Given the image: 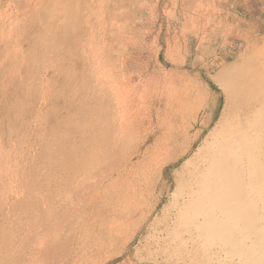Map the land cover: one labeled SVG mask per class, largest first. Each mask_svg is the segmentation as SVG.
<instances>
[{
    "label": "bare ground",
    "instance_id": "6f19581e",
    "mask_svg": "<svg viewBox=\"0 0 264 264\" xmlns=\"http://www.w3.org/2000/svg\"><path fill=\"white\" fill-rule=\"evenodd\" d=\"M11 10L13 16L6 24L0 20V43L8 29L14 31L15 43L13 50L0 52V264L12 261L18 239L32 241L37 234L47 235L55 225L56 209L72 207L78 196L106 178L116 157L128 153L133 132V120L125 117L131 107L120 93H106L102 102L98 79L105 76L94 68L91 84L84 82L88 75L82 61L102 47L98 40L102 30L95 20L80 27L78 19L67 15L74 7L54 0L29 2L25 16L18 13L22 10L18 2ZM248 63L233 69H248L252 61ZM235 74L231 77L237 78L239 72ZM220 76L213 78L219 82ZM256 76L247 80L253 79V85L248 82L250 94L257 89ZM230 78L232 85L235 79ZM222 83L224 104L215 120L210 111L201 121L203 128L207 126L204 134L198 130L189 140L183 136L175 151L163 138L140 166L141 186L154 189L159 183L156 168L185 156L172 173L174 184L159 210L163 214L172 209L156 233L159 248L161 241L172 244L164 254L174 264L194 260L197 251L216 236L229 240L232 228L242 226L245 210L256 204L264 188V109L247 96L237 97L248 91L238 89L246 81L236 86L238 90ZM258 91L261 88L255 96ZM194 94L200 107L206 96L198 90ZM89 156L100 159L96 169L103 172L93 184L86 183V172L78 173L75 167ZM144 194L143 205L148 203V193Z\"/></svg>",
    "mask_w": 264,
    "mask_h": 264
},
{
    "label": "rangeland",
    "instance_id": "374dc122",
    "mask_svg": "<svg viewBox=\"0 0 264 264\" xmlns=\"http://www.w3.org/2000/svg\"><path fill=\"white\" fill-rule=\"evenodd\" d=\"M31 1L0 0L2 23L11 14L13 16L11 8L17 2L22 8L18 13L25 16L28 12L26 6ZM54 1L74 7L75 10L67 15L78 19V26L85 28L93 19L97 29L102 30L98 32L99 43L102 41L101 51L82 61L88 75L84 82L87 86L91 84V71L95 68L105 76L98 79L101 82L98 90L103 93L102 102L107 100L106 93L115 96L120 93L126 99L131 107L125 117L127 121L133 120L132 138L128 153L116 157V165L111 166L113 168L106 172L107 177L98 185L93 183L103 173L96 169L100 159L89 156L77 162L76 170L78 173L86 172L84 180L93 186L75 201L73 196H67L66 199L75 204L62 212L55 210V225L51 232L45 236L37 234L32 241L18 239V250L12 255L14 258L4 264H174V261L165 260L164 254L167 246L172 244L169 240L161 241L162 248H159L156 233L157 228L164 226V219L172 209L163 214L159 210L174 184L172 173L185 156L178 160L169 159L156 168L159 183L154 189L141 186L140 166L150 159L161 139L165 138L167 147L175 151L183 136L189 140L196 131L202 133L207 130L201 121L209 110L206 102L210 100L209 90L219 94L211 105L212 120H215L224 104V93L219 86L222 80L225 83L222 84L230 85L231 90H241L242 87L248 90V82L249 85L253 83V79L247 81L248 78L258 73L255 79L259 80L258 84L264 83V37H260L264 26V0ZM200 46L214 51L210 57L220 64H198L192 72L198 75L199 81L191 83L187 77V72L191 71L188 64L173 63ZM5 48H10L9 51L15 48L14 31L10 29L0 43V52ZM19 50L18 43V53ZM159 50L161 56L158 55ZM244 57L252 61V66L238 69L241 71L233 69L234 65L249 64V59L242 62ZM163 60L168 64L162 63ZM249 71L252 75H248ZM233 73L237 78L231 77ZM218 76L222 80L216 82L214 78ZM228 78L235 79L232 85ZM255 79L257 89H252L254 95L248 90L237 97L247 96L262 111L264 88L257 85ZM243 81L247 83L244 85ZM260 88L262 92L258 91L255 96ZM197 90L206 96L200 107L193 97ZM120 108L125 111L124 105L120 104ZM162 186L164 189L160 196ZM144 193H148L145 205L142 202V194L146 196ZM262 193L264 188L261 198L256 196V204H250L251 207L245 210L242 226L232 228L229 240L216 236L218 238L206 242V246L197 251L194 260L186 258L181 264H264ZM195 246L197 248L198 243Z\"/></svg>",
    "mask_w": 264,
    "mask_h": 264
},
{
    "label": "crops",
    "instance_id": "0c3cea01",
    "mask_svg": "<svg viewBox=\"0 0 264 264\" xmlns=\"http://www.w3.org/2000/svg\"><path fill=\"white\" fill-rule=\"evenodd\" d=\"M201 54H205L204 56ZM214 51L212 52L211 49L208 51V47L207 46H200V47H196L194 49H191L190 51L187 52L186 56H183L182 60H177V62L173 63V64H188L189 67V74L187 72V77H188V81L191 83H198L199 81V77L195 72H192L193 68L198 67V64H220L218 63L216 60H213L210 55H214ZM160 54V50L158 52V55ZM164 64H168L167 61L163 60ZM203 67V66H202ZM205 70V66L203 67ZM207 76V71L206 74ZM209 95H210V100L209 103L207 104L208 107V113L206 114L209 115L210 111H211V105L213 101H216L218 99V93L215 94L212 90H209ZM210 105V107H209Z\"/></svg>",
    "mask_w": 264,
    "mask_h": 264
},
{
    "label": "trees",
    "instance_id": "16d2710c",
    "mask_svg": "<svg viewBox=\"0 0 264 264\" xmlns=\"http://www.w3.org/2000/svg\"><path fill=\"white\" fill-rule=\"evenodd\" d=\"M261 34L260 37L263 38L264 37V26L261 28ZM162 52H160V56H161Z\"/></svg>",
    "mask_w": 264,
    "mask_h": 264
}]
</instances>
